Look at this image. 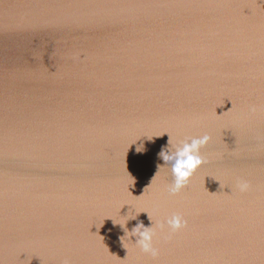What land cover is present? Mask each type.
<instances>
[{
  "label": "water",
  "instance_id": "obj_1",
  "mask_svg": "<svg viewBox=\"0 0 264 264\" xmlns=\"http://www.w3.org/2000/svg\"><path fill=\"white\" fill-rule=\"evenodd\" d=\"M0 264H264V0H0Z\"/></svg>",
  "mask_w": 264,
  "mask_h": 264
},
{
  "label": "clouds",
  "instance_id": "obj_2",
  "mask_svg": "<svg viewBox=\"0 0 264 264\" xmlns=\"http://www.w3.org/2000/svg\"><path fill=\"white\" fill-rule=\"evenodd\" d=\"M209 139L210 137L204 134L202 136L192 137L190 140H180L175 144H171L169 140L168 149L165 150V148L162 147L158 156L162 157L163 161L166 163L172 162L171 173L174 179L173 182L168 185L167 191L169 194L175 195L179 193L186 186L194 172L203 164L204 161L199 152L200 148L204 146ZM143 150L144 149L140 147L137 151L142 152ZM160 167L161 165L158 164V170ZM237 188L241 192L247 191L249 188L248 181H238ZM126 217L128 218L124 221V225L129 218H133L134 216L126 215ZM165 224L168 228V234L171 235L180 228L186 226L187 221L181 214L173 213L171 216L166 217L164 222H157L155 226L153 221L150 226L137 223L131 231H128L129 237L135 236V242L132 243L143 253L155 258L159 255V249L155 246L154 239L157 236V229H164Z\"/></svg>",
  "mask_w": 264,
  "mask_h": 264
}]
</instances>
